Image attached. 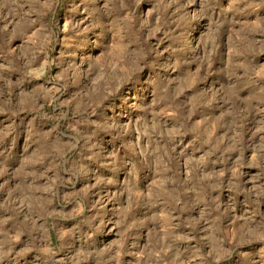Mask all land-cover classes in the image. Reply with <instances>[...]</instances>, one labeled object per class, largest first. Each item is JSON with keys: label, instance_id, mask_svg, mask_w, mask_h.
I'll return each mask as SVG.
<instances>
[{"label": "rangeland", "instance_id": "374dc122", "mask_svg": "<svg viewBox=\"0 0 264 264\" xmlns=\"http://www.w3.org/2000/svg\"><path fill=\"white\" fill-rule=\"evenodd\" d=\"M0 264H264V0H0Z\"/></svg>", "mask_w": 264, "mask_h": 264}]
</instances>
